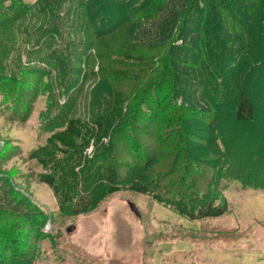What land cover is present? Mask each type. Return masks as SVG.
Returning a JSON list of instances; mask_svg holds the SVG:
<instances>
[{"label": "rangeland", "instance_id": "374dc122", "mask_svg": "<svg viewBox=\"0 0 264 264\" xmlns=\"http://www.w3.org/2000/svg\"><path fill=\"white\" fill-rule=\"evenodd\" d=\"M93 1V10L103 6V21L88 15L90 0H0V238L17 241L6 263L264 264V38L260 69L248 84L256 117L239 123L233 102L202 82V38L189 32L178 42L177 89L163 85L161 97H149L146 86L165 79L163 65L152 72L142 64L166 49H99V35L128 21L121 10L131 0ZM146 20L135 26L133 42L149 41ZM223 20L233 41L245 35L234 19ZM226 46L236 54L237 46ZM243 68L224 75L243 77L250 66ZM228 85L232 93L240 89ZM120 107L130 109L137 127L116 142L121 191L90 213H61L30 153L70 117L90 120ZM141 184L163 202L131 189ZM204 201L227 202L230 213L190 221L176 212L192 213Z\"/></svg>", "mask_w": 264, "mask_h": 264}, {"label": "trees", "instance_id": "16d2710c", "mask_svg": "<svg viewBox=\"0 0 264 264\" xmlns=\"http://www.w3.org/2000/svg\"><path fill=\"white\" fill-rule=\"evenodd\" d=\"M93 2L90 0V5L85 2L89 9L88 15L93 21L98 17L103 21L104 18L100 17L102 13L99 12L103 6L99 5L98 11L93 10ZM124 6L121 13L126 14L128 21L116 30L109 31L107 35H99L101 37L97 41V47L113 54L114 46L118 44L124 55L136 53L138 48L145 51L165 48L166 55L159 52V55L151 56L142 64V66L149 64L147 67L152 72L163 65L159 72H162L165 79L159 82L160 85L150 82L146 86L150 88L149 97H158V92L161 97L163 85L170 84L174 90L177 89L178 42H183L187 33L192 32L194 36L203 39L204 53L199 51V54L202 53L205 60L199 70H202L206 82L204 79L202 82L207 83L215 94L233 102L232 110L236 122H249L255 119L257 110L249 95L248 84L253 77L255 78L261 65V61L257 60V46L264 38V0H131ZM223 17L234 19L245 35L238 36L236 41H233L229 37L231 35L224 33ZM141 18L147 19L146 24H143L149 25V29L144 30L149 34V41L136 43V39L133 42L131 34L132 37L139 36L134 28L141 23ZM101 25L103 22L98 23L96 30L101 29ZM153 26L154 28L150 30ZM243 41L248 46L243 47ZM231 43L237 46V51H234L236 54H231L226 46ZM246 48L254 50L246 53L244 52ZM239 66L244 68L250 66L243 77L239 78L240 73H227L233 77L224 75L228 68L236 69ZM234 82L240 89L232 93L233 89L228 84L235 86ZM193 83L195 85V80ZM177 93L179 96L183 94L180 91ZM233 94L235 96L231 99ZM188 96V91H185L182 97L184 103L187 102ZM214 99V96L210 97L211 102ZM144 100L139 102L145 107ZM172 100L170 104L174 102L172 106L179 109L181 105ZM220 105L215 103L214 107ZM133 107L134 105L130 109ZM130 109L126 107L124 111V108L120 107L114 112L104 113L105 115L95 114L90 120L70 117L64 127L53 131L45 144L30 153L29 159L34 160L42 168L38 174L39 181L53 192L61 213L72 217L90 213L107 197L121 191L120 168L123 165L117 163L115 157L116 142L125 136H132V131L137 128L132 125ZM145 111V114H150L146 107ZM114 115L124 117L123 123L118 124L119 121ZM136 124L138 127L141 126L139 122ZM131 189L163 202L162 198L146 184L132 186ZM176 212L194 221L222 217L230 213V208L227 202L219 205L204 201L194 208L192 213ZM228 241H230L228 238H219L217 243L229 244ZM0 243L2 244L0 264H7L6 254L12 250L16 251L17 241L15 238H0Z\"/></svg>", "mask_w": 264, "mask_h": 264}, {"label": "water", "instance_id": "95a60500", "mask_svg": "<svg viewBox=\"0 0 264 264\" xmlns=\"http://www.w3.org/2000/svg\"><path fill=\"white\" fill-rule=\"evenodd\" d=\"M130 205H131V208L133 209V211H135L136 213H138V211H137L135 205H134V204H130Z\"/></svg>", "mask_w": 264, "mask_h": 264}]
</instances>
